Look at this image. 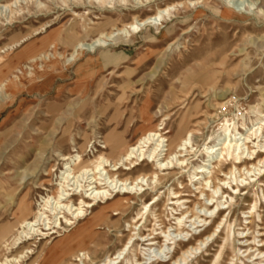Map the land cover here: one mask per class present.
Returning <instances> with one entry per match:
<instances>
[{
    "label": "rangeland",
    "instance_id": "374dc122",
    "mask_svg": "<svg viewBox=\"0 0 264 264\" xmlns=\"http://www.w3.org/2000/svg\"><path fill=\"white\" fill-rule=\"evenodd\" d=\"M176 1H185L190 6L178 8V15H172L161 26L141 27L128 37L117 35L113 41L106 37L134 18L142 19ZM208 1L222 12L228 6L235 17L229 22H220L201 4L193 6L195 0H0V67L9 65L6 75L14 79L37 75L32 82L21 79L20 88H0V227H5L0 231V262L82 264L69 254H77L84 234L92 238L84 247L90 256L85 264L112 257L125 245L127 249L121 258L126 255L128 260L120 259L119 264H137L136 260L138 264L159 261L172 264L182 249L206 238L221 216L230 212L228 220L234 234H229L222 264H259L253 262L254 257L245 256L247 251H242L252 235L257 245L261 238L257 237V231H264V168L250 185L238 182L240 193L234 194L230 189L235 183L220 185L221 202L230 204L228 196H232L234 202L227 211L224 206L228 204L222 206L221 214L207 231L196 227L201 223L190 226L191 222H187L184 229L190 232L177 234L172 230L175 211L169 209L173 205H167L173 190L186 195L181 197L195 200L197 190L189 181L190 174L198 166L209 164L208 159L215 160V154L206 157L205 147L216 145L224 138L221 128L226 121L234 123L239 132L244 133L264 114V0ZM82 25L87 26V32L81 29ZM72 26L73 32L68 33ZM75 35L84 43L101 39L105 45L95 43L93 49L84 46L77 60L64 64L63 61L71 57ZM52 38L59 39L56 52L62 57H51L53 49H46L50 59L43 60L42 55L29 63L30 58L38 55L40 44ZM208 48L225 51L218 54L216 63L209 69L199 71L197 65L206 56L201 54ZM21 64L24 65L17 72ZM47 66L49 73L43 74L41 70ZM79 66H83L80 71ZM3 75L5 73L0 71V81ZM162 120L161 133L168 144L165 157L178 151L179 137L193 132L190 148L180 153L186 165L177 166L172 158L173 168L163 172L148 161L138 162L131 170L121 167L110 171L118 179L149 177L153 172H158L162 179L157 185L143 186L144 191L118 194L106 204H102L105 199L98 198L92 213L89 209L85 212V220L72 219L69 225L60 219L61 228L51 237L33 236L16 247L10 245L17 235L16 223L24 216L19 212L20 202L26 200L30 206L26 217L32 218L40 197L53 191L63 163L59 155L78 154L86 163L101 153L109 160L119 159L128 145L147 131L157 129ZM248 146L256 150L252 156H246V162L262 149L251 143ZM231 166L232 160L227 159L219 169L228 172ZM214 170L223 178L218 169ZM258 177L261 182L255 181ZM208 193H212L211 189ZM156 195L159 200L148 211ZM125 196L130 198L128 205L113 203ZM73 199L77 203V197ZM200 199L205 202L204 196ZM254 199L260 217L254 214L253 222L248 224L251 229L244 232L249 239L245 243V238L238 239L236 233L246 226L248 220L242 212L248 210ZM105 206L107 209L100 210ZM114 206L120 211L117 216L113 215ZM96 214L98 221L94 219L91 223L89 218ZM154 214L159 216L157 222ZM141 215L145 217L143 222ZM66 217L70 218L68 214ZM93 222L105 225L96 227ZM160 227L168 230L179 245L169 248L162 243L161 234H157L156 241L163 247L154 245L144 250L148 246L140 235H147L151 228L160 233ZM225 232L224 229L217 242L207 247V252L203 245L187 262L179 264H209L223 244ZM132 243V248L128 249Z\"/></svg>",
    "mask_w": 264,
    "mask_h": 264
},
{
    "label": "bare ground",
    "instance_id": "6f19581e",
    "mask_svg": "<svg viewBox=\"0 0 264 264\" xmlns=\"http://www.w3.org/2000/svg\"><path fill=\"white\" fill-rule=\"evenodd\" d=\"M198 4H201L204 8L210 10L212 16L218 19V21L220 22H229L232 20V17H235V12L228 6H225L224 11L222 12L216 7L210 5L208 0H195L193 6ZM189 6V3H186L185 1H176L172 5H167L164 8H157L156 12H154L153 14L148 15L142 19L134 18L132 22L125 24L123 27L116 28L115 31L107 33L106 37L109 40L113 41L115 36L123 35L124 37H128L132 33L139 31L141 27L143 28L145 26L151 25L161 26L163 22H168L172 15L173 17L178 15V8H188ZM73 26L69 28L68 33L70 30L73 32ZM81 29L84 32H87L88 30L86 25H82ZM74 38V42L71 43V48L73 49L71 57L65 59L63 61L64 64L69 61L74 62L75 60H77L80 54L83 53L84 46H89L91 49H93V44L95 43H101L102 46L105 45V42L101 39L93 40L90 44H87L79 40L76 35L74 36ZM58 41V38H52L51 40L43 41L39 46L40 51H38V55L30 58L29 63H34V61L37 58H40L42 55L43 60L50 59L54 56L62 57L61 54L56 52L57 45L59 44ZM30 49H34V47ZM46 49H53V55L51 57L46 56ZM224 51V49L216 50L212 48L203 50L201 55L206 56L204 61L197 65V69L199 71H206L207 69H209L210 66L216 63L218 54H222V52ZM18 55L19 54H17L16 57ZM218 64H221V60H219ZM23 65L24 64H21L19 67L16 68L17 72L21 70L20 67H22ZM8 66L9 65H3L2 67H0V71L5 73V75H3L2 77V80L0 81V88L5 86L8 88L17 89L22 86L20 83L21 79L25 78L28 79L29 82H32L37 76L36 75L31 78H27L26 76H16V79H14L12 76L8 77L6 75L7 72H9ZM82 67L83 66H79L77 70L80 71ZM49 70L50 69L47 66L44 70H41V72H43V74H48ZM41 72L39 73L41 74ZM256 120L257 123L250 129L246 128L244 133H240L239 129L236 128L234 123H229V121H226L221 128L224 138L221 139L220 142L216 145H209L205 147V155L207 158H209L211 154H215L216 156L214 161H210L208 159L207 161H209V164L206 163L204 165L202 164L201 166H198L196 170L190 174L189 181L193 185L194 189L197 190V193L195 194V197H197L195 198V200H188L187 198L181 197L186 195H181L180 191H171L170 189L171 192H169L172 194V197L167 199V201L169 202L167 203V205H173V207L169 209L171 211H175L174 214L176 216L174 217V229H172L174 232H176L177 234H182L183 232L189 233V230L184 229L187 222H191L190 226L193 225L195 222L201 223V225H197L196 227H204L203 231H207L209 229V226L214 223L221 214V210L223 209L222 206H224V204L226 205L227 203V201L221 202L223 192H221L220 185H228L230 183H235V186L230 185L229 187L232 192H234V194H237L240 193V190L238 188V182H240V185L243 186L250 185V181H253V179L260 174L261 169L264 168V114H260V116ZM163 121L164 120L161 121V124L159 125V127H157V129H151L147 131L144 135L139 137L135 143L128 145L125 152L120 156L119 159L116 160H109L105 158L102 153L95 156L93 160L89 161V163H86L85 160H83L78 154H75L73 156L59 155V160L63 163L61 171L57 176V180L54 183L53 191L48 194H45V196L43 197H40L41 201L38 204L37 210H34L35 212H33L32 218L26 217L27 214L30 213L29 204L25 202L26 200L20 202L19 212L24 216L20 218V220L16 223V227L14 230L16 231L17 235L14 239H12L13 243H10V245L12 244V247H16V245L21 244L22 241L30 240L33 236L41 235L44 238H47L48 236L51 237V235L58 233L56 229L61 228L60 219H63L64 223H68L69 225L72 219H80V221L81 219L83 220L85 218V212L88 209L90 210V214L92 213V210L97 205L95 201L98 200V198L105 199L102 204H106L108 200L113 199L118 194L124 196L135 194L139 190L144 191L145 189H143V186L148 187L151 184L157 185L162 179L159 176L158 172H153L149 177L143 175L136 176L133 179H130L128 177L126 179H118L116 175L111 174L110 171H118L121 167H123V170H131L136 165H139L138 162L148 161L153 162L155 164V169L157 171L163 172L165 170L173 168L172 158L175 160L174 164H176L177 166L184 165L186 159L183 158L180 153L182 151H188L187 148L191 142V136L193 132L188 131L184 137H179V141L176 145L178 151L176 153L174 152V154L169 153L167 157H165L167 154L166 152L168 151V144H165L167 140L163 136L164 133H161V130L163 129ZM231 126L232 129L230 128ZM248 143H251L257 148L260 147V149H262L261 151H258L254 157L248 158L247 163L246 156H252L256 150L253 149V146H248ZM103 148H105V146H103ZM179 157H182V159H180ZM227 159L232 160V166L231 169L228 170V172H224L219 169V166L221 165L222 161H225ZM214 169H218V172L220 174L222 173V175L219 176H223V178L218 177ZM255 181L261 182L260 177H258ZM206 187L208 189H206ZM210 189L212 192L211 194L208 193V190ZM218 192H220V196H217ZM112 194L114 195L111 196ZM262 195L264 197V193H262ZM200 196H204L205 202L208 204H206L205 202L202 203ZM73 197H77V203H74ZM155 198L156 199L152 201L151 205H149L150 207L148 206V211L150 210L151 206L157 204L159 200L158 195H156ZM228 198H230L229 200L231 201V203H227L228 205L224 206L225 211L229 210L234 202V198L232 196H228ZM113 203L115 205L119 204L122 206L128 205L130 203V198L129 196H125L123 198L117 199V201ZM146 205L147 204H144V206ZM256 205L257 202L254 199L253 201H251L248 210L242 212V214L245 215L244 219L248 221L246 222V226L243 229H240V232L237 231L238 233L236 234L237 236H239L238 239L245 238V243H247L249 239L246 238L244 232H247L251 229V227H248V224H251L253 222L252 219L254 214H256L258 218L260 217L259 213H257ZM115 208L116 206H114V209L112 208V211L113 215L117 216L120 214V211L119 209ZM105 209H107L106 206L100 208V210ZM197 210H199L200 212L204 211V213L200 214V212H197ZM229 213L230 212H228L226 216L222 214L223 216H221V219L216 222L215 229L210 234H208L206 238L198 239L195 245H189L187 248L182 249L181 254L176 258V260L173 261V263L179 264L180 262H185L187 258L190 257V255L195 254V252L200 250L203 245L206 247L204 251L207 252V247L217 242V239L221 236L222 231L225 229V237L222 238L224 242L220 245L219 250L215 252L214 258L209 261V264H222V257L226 251L225 248L229 238V234H234V230H230V220H228ZM66 214H68L70 218H67ZM95 216L98 215L96 214L89 218V221L91 223L95 219ZM143 216L144 215H141L140 217V220L142 222L143 220H145V217ZM154 216V220H158L159 216L156 214H154ZM104 218L102 217V219ZM97 221L98 220H96L95 222ZM93 224L96 227H99L100 225H105V223L101 224L94 222ZM136 224L134 225L135 227L137 226ZM90 228L92 227H89V229ZM162 228L164 227L158 228V230H161L160 233H156L157 229L151 228L147 230L149 231L147 235H140L143 241L147 243L146 246H148V248H145L144 250L148 251V249H150L154 245H158L160 249L163 247V244L169 248H171L173 245H179L175 238L171 237V234L168 232V230H162ZM4 229V226L0 227V231H4ZM85 229L88 230L87 227H85ZM257 233L259 234L257 237H261L257 241V245L255 244L256 237L252 235L250 241L245 245L246 249L242 251V253L247 251L248 253L245 255L247 258L250 259V257H254L253 262L258 261L259 264H264V238L262 237L264 236V231L259 229ZM157 234H161V238H163V244H159V241H156ZM81 237L82 238H80L79 241L80 249H78L77 254L73 255L71 253L69 255L71 259L85 264V260H89L90 256L88 251L84 247L86 244H88V242H90V239L92 238L89 235L84 234L81 235ZM129 240H131V237H129ZM208 240L211 241L210 244L207 242ZM250 245L252 246L249 247ZM132 246L133 243L128 247V249L132 248ZM126 249L127 248L125 245V247L118 251L114 256H106L95 264H119L120 259L126 261L128 260V257H126V255L121 258V255L124 251H126ZM237 250L240 251L239 249ZM231 257L234 260V256ZM11 260L15 261V259L13 258ZM4 262H7V260H5ZM4 262H0V264H3ZM136 263L138 264L137 260ZM150 264H160V261L153 262Z\"/></svg>",
    "mask_w": 264,
    "mask_h": 264
}]
</instances>
